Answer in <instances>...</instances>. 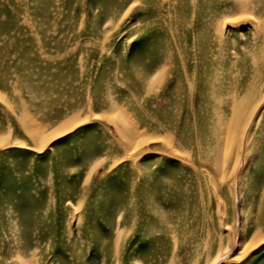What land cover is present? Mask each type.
<instances>
[{"label": "rangeland", "instance_id": "1", "mask_svg": "<svg viewBox=\"0 0 264 264\" xmlns=\"http://www.w3.org/2000/svg\"><path fill=\"white\" fill-rule=\"evenodd\" d=\"M0 264H264V0H0Z\"/></svg>", "mask_w": 264, "mask_h": 264}, {"label": "bare ground", "instance_id": "2", "mask_svg": "<svg viewBox=\"0 0 264 264\" xmlns=\"http://www.w3.org/2000/svg\"><path fill=\"white\" fill-rule=\"evenodd\" d=\"M254 10V9H253ZM43 35V34H42ZM39 38V37H38ZM43 39V38H42ZM16 41H19V40H16ZM22 41V40H21ZM41 43V42H40ZM228 45V44H227ZM26 48H29V47H26ZM27 50H29V49H27ZM227 61V60H226ZM224 64V63H223ZM223 66V65H222ZM224 72V71H223ZM223 75H224V73H223ZM222 78H223V76H222ZM224 79V78H223ZM227 79V78H226ZM174 84V83H173ZM172 85V84H171ZM175 86V85H174ZM224 89H226V88H224ZM223 90V89H222ZM228 90H229V88H228ZM169 92V91H168ZM224 92V91H223ZM222 93V92H221ZM227 94V93H226ZM225 94V95H226ZM165 95V94H164ZM241 95V94H240ZM167 96V95H166ZM171 103V102H170ZM116 105V104H115ZM171 105H174V104H171ZM228 106V105H227ZM165 124V123H164ZM225 124V123H224ZM241 124V123H240ZM238 130V129H237ZM238 132V131H237ZM206 136V135H205ZM230 138V137H229ZM236 139V138H235ZM244 143H245V132H244V135L241 137V140H238L237 141V145H238V151H239V153H240V155H241V152L242 151H244ZM236 145V142H234L233 140H231L230 142H229V144H227V147L226 148H224V149H227V151H228V153H229V155L231 156L233 153H232V151L233 152H235V146ZM228 158V157H227ZM236 159V158H235ZM237 159H238V157H237ZM241 159V158H240ZM223 160H225V158L223 159ZM243 161V160H242ZM242 161L240 162L239 160H237V162H238V166H240V164H242ZM227 162V161H226ZM235 162V161H234ZM223 163V162H222ZM236 164V163H235ZM234 164V165H235ZM233 165V166H234ZM203 168V167H202ZM204 169V168H203ZM238 170V169H237ZM222 172H224V171H222ZM219 173H220V170H217V175H219ZM236 173V172H235ZM222 174V173H221ZM229 174V173H228ZM237 174V173H236ZM236 174H234V176L233 177H235L236 176ZM221 176V175H220ZM223 176H224V174H223ZM222 176V177H223ZM217 178H220V177H217ZM205 180V179H204ZM216 181V180H215ZM220 181V180H219ZM216 183L217 184H215L214 185V183L212 182V185H214L213 187H221L222 185L221 184H219L217 181H216ZM189 199V198H188ZM191 206V205H190ZM145 215V214H144ZM188 217V216H187ZM190 219V218H189ZM169 220V219H168ZM180 221V220H179ZM181 222V221H180ZM192 225H194V224H192ZM182 227V226H181ZM169 233V232H168ZM169 235V234H168ZM166 238V237H165ZM162 252V251H161Z\"/></svg>", "mask_w": 264, "mask_h": 264}]
</instances>
